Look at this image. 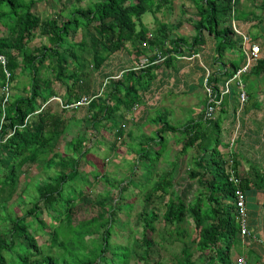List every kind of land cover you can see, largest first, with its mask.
<instances>
[{
	"label": "trees",
	"instance_id": "trees-1",
	"mask_svg": "<svg viewBox=\"0 0 264 264\" xmlns=\"http://www.w3.org/2000/svg\"><path fill=\"white\" fill-rule=\"evenodd\" d=\"M42 1L48 0H0V24L7 30L0 37V55L5 59V64L0 68L1 85L7 84L10 88L17 74L28 73L27 83L18 96H2L0 99V194L7 192L10 197L19 182L22 168L44 161L46 154L52 153L54 157H59L56 164L60 169L48 173L51 164L44 162L46 177L35 189L37 197L24 213L7 210L4 203L6 199L1 201L0 227L6 222L12 226L9 230L10 239L5 238L6 230H0V264H7L8 261L2 252L12 249L18 264H60V261L65 264H129L130 260L137 264H167L149 251V241L152 239L149 232L154 231V221L160 218L165 225L176 224L175 237L182 243L181 258L177 264H232V250L240 245L234 186L229 181L228 159L217 147L219 138H213L214 133L201 130V120H210L205 118L204 113L199 122H193L191 118L182 128L170 124L164 115L152 118L158 127L154 129L156 137L145 138L148 145L149 141L156 140L161 143V149L165 147L166 132L179 133L177 140L184 141L181 150L175 152L173 160L168 162L172 164L171 169L169 167L140 196L142 208L137 214L136 225L141 226L140 243L145 250L131 259V243L134 240L131 234L125 244L111 245L109 242L119 202L124 200V186L116 185L119 196L113 202L103 199L93 201L100 208L95 216L70 224L73 202L84 194L81 187L67 190L64 183L79 174V156H85L89 149L84 148L86 140L80 137L70 142V154H54L53 147L63 135L67 120L62 117L63 112L53 111L46 106V102L55 95L53 87L56 84L64 85L65 91L61 95L64 106L78 102L82 94L87 92L83 88L85 76L80 64V61H84L82 57L87 54L91 55L94 67L99 68L109 55L124 49L127 43L134 49L138 48V56H144L147 49H159L162 55H168L165 60L138 70L128 68L121 78L110 81V89L100 98L101 101L91 100L88 104V110L92 112V128L95 130L97 124L100 129L104 128V121L109 120L108 125L116 143L118 138H122L123 124L113 125L116 122L112 116L122 108L129 110L138 103L140 91H145L151 85L156 78V71L164 64H171L183 49L187 48L188 53L201 49L205 45V34L214 40L213 61L219 63L218 72L206 76V81L218 99L219 80L228 79L239 67L232 60H223L225 52L233 49L239 54V60L243 57L241 39L231 27L232 19H246L245 12L237 6L239 0H193L196 11L195 18H191L190 22L195 34L190 38H169L167 31L153 35L141 23L144 13L155 15L163 7L169 9L173 0H91L85 8H79L73 1L68 4L66 0H55L59 3L57 15L45 19L34 12V6ZM261 5L264 11V0ZM59 15H62L60 19ZM162 28L165 29L166 25L163 24ZM81 29L84 37L76 42L73 37ZM35 30L46 36L48 44L30 49L27 44ZM87 45L89 49H86ZM61 49L71 57L74 65L72 71H69ZM45 65L52 72L50 78L40 74ZM262 73L264 57L257 59L248 75L243 74L241 80L243 82L249 75L258 76ZM226 97L229 95L223 96L221 104H225ZM212 124L218 127L219 123L213 121ZM190 148H195L194 153L197 154L192 156L188 178L196 181L198 189L197 194L194 192L187 200V194H179L173 188V172L178 156H186ZM131 151L142 158L141 163L144 162L146 168L151 167L152 170L161 156L166 159L164 150L150 152L146 147ZM237 163L233 159L232 167L240 176L244 191L252 190L250 183L255 189L264 190V170L252 165L253 173L241 176ZM143 173L147 180L150 179ZM83 174L85 180L88 176L87 173ZM145 182H140L139 187ZM40 201L46 205L52 220L50 224L38 217ZM29 217L32 223L27 222ZM183 222L192 223L194 233L179 228ZM32 225V233H29ZM35 230L48 232L49 240L43 247L35 239ZM186 238H190L193 244L188 243ZM191 245H195V251L201 254L199 257L195 256ZM202 254L206 256L205 262L200 260Z\"/></svg>",
	"mask_w": 264,
	"mask_h": 264
},
{
	"label": "rangeland",
	"instance_id": "rangeland-1",
	"mask_svg": "<svg viewBox=\"0 0 264 264\" xmlns=\"http://www.w3.org/2000/svg\"><path fill=\"white\" fill-rule=\"evenodd\" d=\"M71 1H73V4H75L79 8H85L91 2V0H66L68 4ZM239 3L241 4L242 2ZM239 3L237 6H239ZM58 11L59 3L55 0L42 1L34 6V12L38 14L42 19H45L47 17H54L57 15L56 13H58ZM195 11L196 8L194 7L193 0H173L170 4L169 9L163 7L155 15H152L149 12L144 13L141 18V23L145 25L153 35H161L167 31L169 38H177L182 36L190 38L195 34L193 25L190 22L191 18H195ZM61 17L62 15H59L58 18L60 19ZM163 24L166 25L165 29L162 28ZM6 32V28H4L0 24V37L4 36ZM204 36L206 37L205 45L202 48V54L204 53V56L201 57V62L204 66L203 70L205 79L209 74L212 76L214 74L213 72H218L219 63H215L213 61L214 57L210 59L211 51L212 49H214L213 38L209 37L207 34H205ZM83 37L84 36L81 29V31L75 34L73 40L78 42ZM43 44H48L46 36L41 35L39 31L35 30L33 37L28 41L27 46L31 49ZM86 49H89L88 45L86 46ZM126 49L128 50V55L127 53H124ZM126 49H122L117 52L116 56L119 57L120 54L124 53L123 56H129L127 58H131V61H134L133 64L135 65L138 62V56L136 54L138 48H135V50L129 43H127ZM155 49L157 48H153L152 51H154ZM60 51L67 60L69 71H72L74 69V65L71 57L67 55V53L63 51V49H61ZM236 54L237 53L234 52L233 49H229L225 52L223 60L227 62L228 60H233L234 58H236ZM179 56L181 55L177 54V57ZM82 58L84 61H80V64L83 68L85 76L84 82L82 84L83 88H85L87 92L82 94L81 97H90L92 98V100H97L98 102L101 101V99L104 97V93L107 92L108 89H110V81L113 79L121 78V75L131 67L127 61L122 63L119 59H112V67L114 68L110 73L105 74L102 73V70H99V68L94 67L91 55L87 54ZM212 63L214 66H212ZM236 64L239 63L236 62ZM1 66H3L2 63H0V68ZM46 67L47 66L45 65L41 69L40 74L44 75L47 78H50L52 72ZM160 68H166V70H168L165 64ZM213 69H215V71ZM27 76L28 73L26 72L17 74L16 80L13 81L12 84H10L8 96H18L23 91V86L27 83ZM251 84L252 82L249 83V86H251ZM252 86L253 89H257V86H254V84ZM207 87L210 88L209 82L204 81L202 89L200 86L196 87L194 93H189L187 90L175 93L176 95L181 96V98L185 97V99H187V102L191 100L189 102L191 109L184 108L182 110L184 114H187V118L191 117V115H198L201 112V107L203 109V98L205 97L207 100ZM230 88L233 91L235 90V88H237V84L235 81L230 82ZM53 90H55L56 93L55 95H52L48 98L46 106H49L48 108H51L57 113L60 111L63 112L62 117L67 120L63 135L61 136L59 142L53 147L54 154H70L72 150L70 142L73 139H78L80 137H83L84 140H86L84 148L86 147L89 149L87 153H85V156H79V174L74 179L67 180L64 183L67 190H72L74 187H81L84 196H86V198H84V196L77 197V199H75V201L73 202V215H71L70 224L74 225L78 222L85 221L90 217L95 216L99 207H97V205L93 203V201L103 199L105 200V202H113V200L118 199L119 196L118 191L115 188L116 185H122V187L124 186V200L123 202H119V206L116 212L117 216L114 219V225L113 229L110 232L109 242L111 245L115 243L125 244L128 241V235L131 234L134 238L131 243V259H134L136 257V254H143L145 250L144 246H142L140 243L142 233L141 226L136 225L137 214L139 211H141L142 208L140 199L143 194L146 193L147 190L155 183V181L168 170L169 167L171 169L172 164H168V162L173 158L174 153H178L179 150H171V154L168 155L166 146H163L161 149V143H157L156 140L149 141L150 145H148L146 143L147 140H145L144 136H142V139L140 138V135L138 138H136L135 136L137 133H135L136 130L134 128L136 127V125L134 124V122H131L134 121V117L133 115L127 114L128 110H124L123 108L119 112H116L114 116H112L114 117V122H116L115 124H113L114 122L112 124L116 126H120L121 124H123L122 122L124 120H127L126 123H124L125 125L123 124V126L121 127L123 129L121 140L120 138H118L116 143H114L113 137L112 135H110L112 131L110 125H108L109 120L104 121L105 129H100L99 125L97 124L94 130L91 126L92 112L88 110V105L86 103H84L83 105L64 106V103L61 99V95L65 91L64 85L62 86L60 84H56L54 85ZM5 93L6 92L4 90V86L1 85L0 77V99L2 96H5ZM193 96L196 101L192 105ZM158 100L159 99H157L156 101L158 102ZM153 101L154 100H152V102ZM157 102L153 105L156 106V114L164 115V118L168 117L169 120H172V118L163 111V105H161V103L157 104ZM63 107L65 108L63 109ZM1 121L2 119L0 118V122ZM155 123L157 125V122ZM174 125L178 126V124L176 123H174ZM127 129L129 130V133H131L129 137L127 135V132L125 131ZM151 136L156 137L155 132L153 134H150V137ZM120 141L123 143H120ZM183 141L184 140H182L180 145L177 144L175 149H179L182 146ZM146 147L147 150H150V152H154L155 150H164L163 153L166 154H163L166 156V159L164 156H161L159 161L154 165V170H152L151 167L146 168L144 166V162L141 163L142 158L135 156V154H133V152L131 151L143 150ZM127 148H130V150H128ZM196 154L197 153H194V150H189L186 156H178V162L173 172V188L179 194H187V200L192 197L194 192L197 194L196 190L198 189L196 181L188 178L189 169L192 168V156H195ZM248 157H252V155ZM56 160H59V157H54L52 153H49L44 156V161H39L37 162V164L24 166L20 173L19 182L16 188L10 194V197L7 196V192L4 194H0V203L5 198L6 201L4 203L7 205V210L11 209V211L19 214L24 213L31 206L33 200L37 197L35 189L46 177V171H44L43 169V165H45L44 162L51 164V168H49V170L47 171L48 173H51L60 169V166L56 164ZM68 163L71 164L70 161H68ZM252 165L254 167L261 166L260 168L264 170V161H262L260 164L253 163L252 160H250V163L246 162L245 166L247 170L251 171V173H253ZM256 172L257 171H255V173ZM83 173H87L88 176L85 180L83 179ZM142 173L150 176V179L147 180L146 177L142 175ZM144 180H146V182L141 187H139L141 185L140 182ZM251 180L255 181L253 179ZM127 204L129 205L127 206ZM39 205L40 207L38 217L43 219L47 224H50L52 220L47 213L48 210L46 208V205L42 201H40ZM63 214L65 215V213ZM62 218H64V216ZM27 222L32 223L30 217L27 218ZM5 225L7 227H5ZM11 226L12 225L10 222H6V224L4 223L2 227H0V230H6V239H10L11 234L9 230ZM154 227V231L149 232V237H152V239L149 241L150 253H152L155 258L158 257L161 262H166L167 264H177V260L181 258L180 251L182 243L180 241H177V238L175 237L176 224L170 223L168 225H165L162 218H160L154 221ZM193 227L194 225L192 223L183 222L180 224L179 228L183 229L184 231L187 230L190 234H192L194 233ZM29 228V233H32L31 228H33V225ZM255 234L257 239L264 242V232L261 230V227H257L255 229ZM34 236L37 240L38 245L42 247L49 240L47 231H45L44 233L39 230H35ZM13 238L15 239V235L13 236ZM185 240L188 241V243L193 244L190 238H186ZM261 244L263 245V243ZM191 250L195 252V256L197 255V257H199V255H201L199 254V252L195 251V245H191ZM2 255L5 259H8L7 264H18V258H14L15 255L13 249L4 250L2 252ZM107 257L108 255L106 254V259L108 261ZM233 257H236V254L234 255V252ZM200 260L201 262H205L206 256L202 254V256H200ZM60 262V264H65L64 261ZM151 263H153L152 259ZM56 264L58 263L56 262ZM129 264H137V262H133V260H130Z\"/></svg>",
	"mask_w": 264,
	"mask_h": 264
},
{
	"label": "crops",
	"instance_id": "crops-1",
	"mask_svg": "<svg viewBox=\"0 0 264 264\" xmlns=\"http://www.w3.org/2000/svg\"><path fill=\"white\" fill-rule=\"evenodd\" d=\"M239 2L242 3L240 4ZM239 2L238 7L242 12H245L246 19L235 20V22L240 30L245 33L250 40H252V42L258 44L260 58H263L264 11L261 5L262 0H241ZM202 48L196 50L195 53H188L187 48L183 49V51H181L178 55L184 56L185 58H173L171 64L166 66L168 70H166V68H159L156 71V78L152 81L151 85L145 91H140V107L137 115L134 116L132 109H129L127 112V114L133 115L134 117V121L131 122H134L136 125V127H134L136 130L135 133H137L135 136L136 138H138L139 135L141 139L142 136H144V138H149L150 134H153L154 129L158 127L155 122L152 123V118L159 115L155 112L156 106H153L154 103L157 102V99H159L157 104L161 103V105H163V111L172 118V120H169L167 117L170 124L174 125V123H176L178 124V128H182V126L191 118L193 119V122H199L201 114L204 113L206 98H203L204 105L203 109L201 107V112L198 115H191V117L187 118V114H184L182 110L184 108L191 109L189 103L191 100L187 102L185 97L181 98V96L176 95L175 93L182 92L183 90H187L189 93H194L196 87L199 86L202 89V85L204 83V66L201 62V57L204 56V53L202 54ZM124 49H126V47ZM119 51L109 55L101 67H99V70H102V73L107 74L112 71L114 68L112 67V59H119L122 63L127 61L131 68L134 66V61L132 62L131 58H127L129 57L127 56L128 50L126 49V52L124 51L127 55L123 56V53L117 57L116 53ZM149 51L151 50H146V52ZM213 56L214 51L212 49L210 59H212ZM139 58H141V55L137 57V60H139ZM243 60L244 55L239 60V54L237 53L236 58L232 61L235 64L238 62L240 65ZM212 66H214L213 63ZM213 70L215 71V69ZM224 81L225 80L223 78L219 80V89L223 85ZM251 82L252 84L249 86V83ZM243 83L244 90L248 95L247 100L241 104L238 99V89L235 88L234 94H232L233 90L230 88L229 94L226 95H229V97H226L225 104L220 103L213 118L208 120V122L201 120V123L203 124V127L201 126V130L204 131L205 129V131L211 132L212 134L214 133V135H212L213 138H219L217 146L218 150L222 152L227 159H231L232 161L235 159V161L238 162L237 168L239 169V174H241V176H246L251 173V171L247 170L245 166L246 162L250 163V160H252L253 163L260 164L264 161V73L258 76L249 75L244 79ZM253 84L254 86H257L256 90L253 89ZM145 98H148V100L153 99L154 101L147 103L145 102ZM192 100L193 105L196 101L194 96ZM126 121L124 120L122 123L124 124ZM213 121H216V124L217 122L219 123L218 127H215L212 124ZM125 131L127 134L131 135L128 129ZM178 134L179 133L171 132L165 133L166 150H168V155L171 154V150H181L182 148L181 146L179 149H175L176 145H180L182 140H184H177ZM110 135L112 134L110 133ZM189 150L196 149L190 148ZM251 155L252 157H248ZM254 179L256 180L257 178L255 177ZM250 185L252 190L245 192V194L247 199L248 227L251 236L246 239L247 246H243L240 242L239 247L232 250V257L233 252L236 256L243 254L249 264H262V260H264V246L260 243V240L256 238L255 229L257 227H261V230L264 232V190L261 191L255 189L252 183H250Z\"/></svg>",
	"mask_w": 264,
	"mask_h": 264
},
{
	"label": "built area",
	"instance_id": "built-area-1",
	"mask_svg": "<svg viewBox=\"0 0 264 264\" xmlns=\"http://www.w3.org/2000/svg\"><path fill=\"white\" fill-rule=\"evenodd\" d=\"M231 27L235 35L241 39V49L244 55V60L236 69V71L232 74V76L224 81L223 85L219 89L218 99L216 98L217 96L216 93H213L212 89L207 87L208 90L207 102L204 108V116L206 119L213 118L217 107L220 105L223 99V96L229 94L230 82L232 81H235L237 84L238 99L240 103L243 104L247 100L248 95L244 90V83L241 80V76L243 74H247L252 68V66L255 64L256 60L260 58V51L258 44L252 42V40H250V38L240 30V28L237 26L235 22V19L231 20ZM151 57H154L153 60H150ZM167 57L168 55H162L157 49H155L154 51L151 50L149 52H146L144 56H141V58H139L138 62L132 67V69L137 70L146 67L150 64L163 61ZM177 58L182 59L185 57L179 56ZM0 63H2L3 65L5 64V59L1 55H0ZM204 81L207 82L206 78L204 79ZM4 90L6 92L5 97H7L9 91V87L7 86V84L4 86ZM91 100L92 98L90 97H81L78 102L71 105H83L84 103L88 105ZM152 100L153 99L148 100V98H145V102L147 103H151ZM139 107H140L139 102L135 103L131 107L134 116L137 115ZM232 164L233 161L231 159H228L229 181L234 186V198H235V205L237 210L236 212H237L238 224L240 228L239 235L242 239V244L247 245L245 239L250 236V231L248 228V211L246 204L247 199H246L245 191L241 186V178L238 174L234 172ZM260 243H263L264 246V242L260 240ZM263 259H264V253H263ZM233 264H248V262L245 255L241 254L234 259Z\"/></svg>",
	"mask_w": 264,
	"mask_h": 264
},
{
	"label": "clouds",
	"instance_id": "clouds-1",
	"mask_svg": "<svg viewBox=\"0 0 264 264\" xmlns=\"http://www.w3.org/2000/svg\"><path fill=\"white\" fill-rule=\"evenodd\" d=\"M248 228H249V227H248ZM250 236H251V234H250ZM250 236H249V237H250ZM239 238H240V242H241V244H242V239H241L240 235H239ZM247 238H248V237H247ZM247 238H246V239H247ZM246 239H245V241H246ZM242 245H243V244H242ZM243 246H247V245H243ZM236 257H237V256H236ZM236 257H235V258H236ZM235 258H233V261H234ZM233 261H232V264H233ZM247 262H248V261H247ZM248 264H249V263H248ZM262 264H264V260H262Z\"/></svg>",
	"mask_w": 264,
	"mask_h": 264
}]
</instances>
